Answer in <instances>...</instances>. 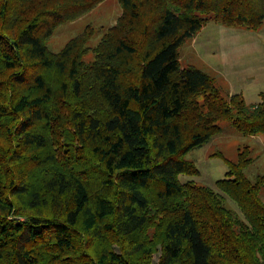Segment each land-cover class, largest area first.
I'll return each mask as SVG.
<instances>
[{"label":"trees","instance_id":"trees-1","mask_svg":"<svg viewBox=\"0 0 264 264\" xmlns=\"http://www.w3.org/2000/svg\"><path fill=\"white\" fill-rule=\"evenodd\" d=\"M103 1L0 0V264H264L247 148L214 189L179 180L220 122L264 138V103L179 63L208 22L259 30L264 0H117L96 47L89 26L48 49Z\"/></svg>","mask_w":264,"mask_h":264},{"label":"rangeland","instance_id":"rangeland-1","mask_svg":"<svg viewBox=\"0 0 264 264\" xmlns=\"http://www.w3.org/2000/svg\"><path fill=\"white\" fill-rule=\"evenodd\" d=\"M121 13L117 0H104L76 20L57 27L47 47L51 52H58L69 40L90 26L94 35L87 46L94 48L107 30L116 24ZM92 58L89 52L84 59L88 62ZM179 63L181 68L193 66L208 73L225 98L238 95L246 105L264 103V22L257 31L228 28L208 22L179 48ZM219 125L220 134L185 156L199 173L196 176L180 175L182 183L191 181L198 186L214 189L215 182L223 179L227 172L224 159L235 162L238 153L244 148L249 150V158L252 160L244 171L245 175L252 181L256 176H264L263 136H245L225 122ZM260 195L264 202V187ZM224 205L233 213L240 214L236 205L227 197L224 198ZM157 259L158 254H155L153 263Z\"/></svg>","mask_w":264,"mask_h":264}]
</instances>
